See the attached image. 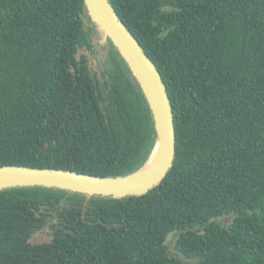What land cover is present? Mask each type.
Returning <instances> with one entry per match:
<instances>
[{
	"label": "trees",
	"instance_id": "obj_1",
	"mask_svg": "<svg viewBox=\"0 0 264 264\" xmlns=\"http://www.w3.org/2000/svg\"><path fill=\"white\" fill-rule=\"evenodd\" d=\"M110 2L167 87L173 166L144 195L88 205L0 190V264H264V0ZM87 15L84 0H0V167L108 177L148 160L149 103L111 41L96 55Z\"/></svg>",
	"mask_w": 264,
	"mask_h": 264
},
{
	"label": "water",
	"instance_id": "obj_2",
	"mask_svg": "<svg viewBox=\"0 0 264 264\" xmlns=\"http://www.w3.org/2000/svg\"><path fill=\"white\" fill-rule=\"evenodd\" d=\"M84 3L89 22L98 26L101 32V36L94 38H97L104 49L109 41L116 46L144 92L155 123V146L143 166L119 176H95L57 168L2 166L0 190L27 186L67 189L87 194L88 205L90 197L94 195L116 198L144 195L159 185L173 166L176 154L173 108L157 65L121 20L110 0H84ZM152 161L154 167L146 172ZM230 220L231 217L224 218L225 223ZM41 235L43 241L45 235Z\"/></svg>",
	"mask_w": 264,
	"mask_h": 264
},
{
	"label": "rangeland",
	"instance_id": "obj_3",
	"mask_svg": "<svg viewBox=\"0 0 264 264\" xmlns=\"http://www.w3.org/2000/svg\"><path fill=\"white\" fill-rule=\"evenodd\" d=\"M86 22L92 26L93 30H92V34H93V37H96V36H101V32H100V29L98 26H96L94 23H90L89 22V19H88V15L86 16ZM95 41V51L96 52V55L98 57L101 58V60H105V57H106V54H107V51L109 49L108 45L106 46V48L104 49V47L102 46V44H100V42L97 40V38L94 40ZM35 240H42L43 239V235L41 234H38L37 236L34 237Z\"/></svg>",
	"mask_w": 264,
	"mask_h": 264
},
{
	"label": "bare ground",
	"instance_id": "obj_4",
	"mask_svg": "<svg viewBox=\"0 0 264 264\" xmlns=\"http://www.w3.org/2000/svg\"><path fill=\"white\" fill-rule=\"evenodd\" d=\"M153 167H154V161H152V162L149 164V166H148L146 172H150V170H152ZM145 174H146V173H145Z\"/></svg>",
	"mask_w": 264,
	"mask_h": 264
}]
</instances>
